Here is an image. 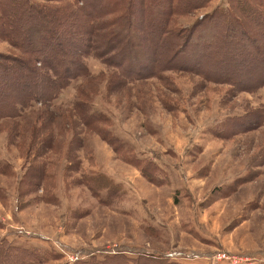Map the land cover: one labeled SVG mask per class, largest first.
Listing matches in <instances>:
<instances>
[{"label": "rangeland", "instance_id": "1", "mask_svg": "<svg viewBox=\"0 0 264 264\" xmlns=\"http://www.w3.org/2000/svg\"><path fill=\"white\" fill-rule=\"evenodd\" d=\"M36 1L82 7L80 0ZM92 1L94 32L106 33L111 3ZM190 2L162 24L165 35L172 27L184 33L228 4ZM143 3L137 0L138 15ZM143 27L135 32L141 43ZM103 39L95 36L92 54L65 57L64 64L81 60L87 74L62 88L51 107L36 101L0 119V245L10 254L0 264H264V62L235 85L218 79L225 75L219 53L190 50L169 68L167 53L152 58L148 43L132 54L137 74L103 52ZM2 54L23 57L0 37ZM84 105L101 114V130L82 124L77 108ZM122 148L152 163L156 180L124 160ZM39 164L45 172L35 185ZM96 174L117 188L93 192L86 182Z\"/></svg>", "mask_w": 264, "mask_h": 264}, {"label": "trees", "instance_id": "2", "mask_svg": "<svg viewBox=\"0 0 264 264\" xmlns=\"http://www.w3.org/2000/svg\"><path fill=\"white\" fill-rule=\"evenodd\" d=\"M143 1L146 2V8L143 14L138 15L137 0H100V6L102 4L108 6L111 3V8L106 10V14L109 15L106 21L111 28L106 33L97 34L94 32L96 12L92 9L94 6L92 0H80L82 7H78L77 10L69 4L54 6L40 4L36 0H0V37L23 53V57L0 55V119L19 116L21 110L18 106H30L36 101H41V105L45 107H51V102L62 88L66 87L71 80L87 74V67L81 60L73 59L75 61L64 64L65 57L82 54L86 56L95 52L93 42H95L96 35L98 41L100 37L104 38L101 44L104 45L106 42L103 46L104 53L112 51V58L118 57L119 61L116 62L119 64L123 60L129 62L128 66L126 65L127 70L133 69L130 63L132 54L137 53L136 48H140V44L146 46L148 43H153L152 58L164 52L167 53L169 56L167 67L172 66L180 54L182 56L190 50L199 51V54H204L205 51H214V55L219 53L216 63L222 66L221 69L225 75L218 79L235 85L240 84L239 80L246 74V71L256 70L253 63L264 62L261 61L264 58V0H227V6L216 7L201 23L199 21L186 28L184 33L172 27L168 35H165L166 27L172 21L173 15L177 13L176 11L186 12L191 7L189 6L190 0H158L157 3L155 0H141L142 5ZM163 1L171 4L174 10L170 7L164 10L161 4ZM209 1L201 0L203 3ZM121 5L126 6L120 9ZM143 22L145 37L141 43L135 32ZM219 23L224 27L222 30L218 29ZM160 43L163 47L161 52L158 50ZM65 48H70V50H65ZM223 52L226 53V57H223L224 62L220 57ZM254 54L258 55V59H253L251 55ZM238 57L242 60H236ZM35 60L39 61L42 67H37ZM148 63H150L149 60ZM74 66H78L79 69H72ZM151 66L152 64L147 65V68H150L146 71L147 74L154 73L153 66ZM134 71L140 74L138 70ZM36 87L39 88V92ZM77 110L84 126L89 128L90 125L94 129L101 130L99 127V122L103 119L101 114L89 110L87 105L82 108L78 107ZM6 112H10L11 115L8 116ZM33 131L36 133L35 128ZM51 136L52 133L46 136L48 141L44 147L47 149L53 148ZM108 137L113 141V146H116L114 142L119 139L109 133ZM121 145L125 146L122 143ZM124 149H119L122 155L124 152L129 153L128 148ZM40 153H43V150ZM123 156V159L128 162L134 160L130 158V155ZM134 161L144 176L152 180L150 173L154 174L156 167L150 168L152 163L149 161ZM35 166L37 171L33 176L36 179V185L42 180L45 171L42 164ZM86 183L93 192L101 188H106L108 191L117 188L113 187L111 180L103 174L89 177ZM7 250V246L0 245V262L10 255ZM158 262L156 264H160ZM73 264L88 263L77 259ZM168 264L171 262L168 261Z\"/></svg>", "mask_w": 264, "mask_h": 264}]
</instances>
